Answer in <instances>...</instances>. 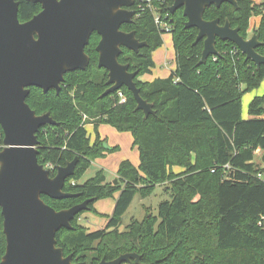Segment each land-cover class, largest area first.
<instances>
[{
  "label": "trees",
  "instance_id": "1",
  "mask_svg": "<svg viewBox=\"0 0 264 264\" xmlns=\"http://www.w3.org/2000/svg\"><path fill=\"white\" fill-rule=\"evenodd\" d=\"M16 1L21 23L41 11L39 4ZM134 1L133 22L121 30L134 31L147 45L138 53L123 49L118 61L138 72L134 82L154 114L144 118L136 111L125 87L119 90L125 103H119L118 91L100 97L109 86L107 71L97 67L95 33L85 47L90 59L85 70L66 73L58 92L31 87L25 100L36 115L48 113L55 122L36 133L37 161L50 177L57 167L78 157L74 174L63 187L76 196L55 200L42 195L44 203L61 211L92 199L87 211L95 213L98 199L118 193L104 229L91 232L80 225L79 218L87 211L81 212L71 221L72 229L56 233V247L64 257L71 255L72 263L98 264L135 253L142 264H264V168L255 162L259 150L264 164V94L251 100L247 119L241 109L242 96L264 80V65L256 69L233 43L218 39V55L198 65L203 41L194 44L197 30L186 29L182 9L170 14L172 2L164 0L160 12L170 20L175 69L167 78L140 82L138 78L154 65L152 52L162 45V34L143 0ZM261 10L262 3L240 0L237 9L227 3L211 6L203 18L218 19L220 25L229 21L245 38L250 18L260 16L255 33L262 45L256 52L264 55ZM90 120L95 131L98 125H109L132 137L139 164L135 167L128 160L119 164L117 176L123 187L108 185L101 171L79 183L93 160L115 149L105 148L98 137L90 144L85 129ZM2 139L0 128V150ZM166 183L170 200L159 204L158 217L147 213L121 231L122 217L134 197H147L154 186ZM2 224L0 211V260L6 247Z\"/></svg>",
  "mask_w": 264,
  "mask_h": 264
},
{
  "label": "water",
  "instance_id": "2",
  "mask_svg": "<svg viewBox=\"0 0 264 264\" xmlns=\"http://www.w3.org/2000/svg\"><path fill=\"white\" fill-rule=\"evenodd\" d=\"M240 0H171L170 14L182 9L185 28L197 30L194 44L203 41L198 65L210 56H217V39L233 43L256 69L264 65V55L256 52L262 44L259 34L245 39L239 28L229 21H206L204 12L211 6L227 3L235 9ZM39 4L41 11L30 20L18 19V2L0 0V211L3 217L5 253L0 264H87L72 263L56 247L55 235L60 229H72L76 215L87 211L86 200L71 208L56 211L42 200H65L76 195L63 191L65 181L74 174L78 157L64 167H57L54 177L38 164L39 141L36 133L45 125H54L48 113L36 115L25 102L31 87L43 92H58L64 75L85 70L90 59L85 47L93 33L99 36L95 47L97 67L107 71L106 85L100 97L125 87L132 93L135 110L144 118L154 114L152 104L143 100L134 82L138 72H130L128 64L118 57L123 49L134 53L146 46L135 32L121 27L133 22V0H27ZM107 148L106 143L104 144ZM98 264H142L135 253L122 254L112 261Z\"/></svg>",
  "mask_w": 264,
  "mask_h": 264
},
{
  "label": "rangeland",
  "instance_id": "3",
  "mask_svg": "<svg viewBox=\"0 0 264 264\" xmlns=\"http://www.w3.org/2000/svg\"><path fill=\"white\" fill-rule=\"evenodd\" d=\"M262 1L263 0H258ZM262 13H264V9L262 7L261 10ZM251 19V18H250ZM256 26L250 27V21H249V28L246 33L245 39H248L251 37L253 33H255ZM171 39L169 35L163 36V43L160 49L156 51V53L153 56V59L156 60V67L154 71L156 73L161 72L163 76L168 75L169 68L174 67V49L173 44L171 43ZM165 48H167L168 52L172 51L171 57H168V61L166 63V66L162 65L160 61H158V58L162 57L164 55ZM168 68V69H167ZM264 94V80L260 83L259 87L254 89L251 92L245 93L241 98V109H242V116L247 114L248 112V105L251 102V100L254 97L262 96ZM87 119L86 116L83 117V120ZM89 125H92L95 128V122L92 120L89 121L88 124L85 125V127H89ZM109 126V125H108ZM92 127V128H93ZM101 128L98 133V135L95 134L94 129L88 128V134H89V142L90 144H93V142L96 140V137L99 138L100 141H104L107 145L108 149H112L114 146H118V148L115 147L114 151L106 153L103 157L97 158L91 162L90 167L86 170L84 175L79 180V183H84L90 178H93L97 172L101 171L106 179V183L110 186H116L120 185L123 187V184L119 183L118 176H117V170L120 162L124 160H128L130 163H134L137 165V158L138 153L137 149L132 144V139L129 135V133H120L116 129L111 128V126L107 127L104 125ZM97 131V132H98ZM95 136V138H94ZM100 136L103 138L101 139ZM94 138V140H93ZM255 162L261 167L264 168V164L260 160V156L256 153L255 155ZM263 166V167H262ZM169 185L166 184H159L154 186L152 191L147 197H141L140 195H136L131 202L130 206L124 213L120 225V230H125L127 227L133 222V221H142L145 217V215L148 213L150 215H153L154 217H158V206L160 203L169 201L170 195H169ZM118 196V193H115L113 197L106 198V199H98L94 203L95 213L94 212H85L83 213L79 218V224L88 229L89 231L93 232L96 230L104 229L107 225L108 217L111 216L115 201Z\"/></svg>",
  "mask_w": 264,
  "mask_h": 264
},
{
  "label": "crops",
  "instance_id": "4",
  "mask_svg": "<svg viewBox=\"0 0 264 264\" xmlns=\"http://www.w3.org/2000/svg\"><path fill=\"white\" fill-rule=\"evenodd\" d=\"M256 3H261L262 1H258V0H254ZM259 21H260V16H253V17H251V19H250V27H257V25L259 24ZM164 35H169L170 36V38H171V35L170 34H164ZM164 35H162L161 36V38H162V43H163V36ZM171 43H172V39H171ZM164 44V43H163ZM162 46V45H161ZM160 46V47H161ZM160 47L159 48H157L155 51H153L152 52V61H153V67L149 70V72L148 73H146V74H144V75H141L139 78H138V80L140 81V82H143V83H150V82H152V81H154L155 79H164V78H167L168 76H169V74H170V72L171 71H173L174 69H175V65H174V67L171 69V68H169V70H167L168 71V75H166V76H163L162 75V73L161 72H158V73H156V71H154V69H155V67H156V60L155 59H153V56H154V54L156 53V51L158 50V49H160ZM171 54H172V51L171 52H168V50H167V48H165V51H164V55L162 56V57H160V58H158V61H160L161 63H162V65H164V66H166V63H167V61H168V57H171ZM173 60H174V57H173ZM174 64H175V61H174ZM168 69V68H167ZM244 119H247L248 118V115L247 114H245V115H243L242 116ZM104 125H98L97 126V131L98 130H100L101 128H105V127H103ZM107 127H109L108 125H106ZM93 126L92 125H89V127H85V129H86V131H87V129L88 128H90L91 130L92 129H94V127L92 128ZM111 128H113V127H111ZM115 130V129H114ZM98 133H99V131L97 132V135H98ZM87 134H88V131H87ZM96 134V133H95ZM99 135H100V133H99ZM130 135V134H129ZM88 136H89V134H88ZM131 137V136H130ZM94 138H95V136H94ZM94 138H93V140H94ZM100 138L101 139H103L101 136H100ZM131 139H132V137H131ZM133 143V142H132ZM118 148L119 150H120V148L118 147V146H114V147H112V148ZM136 148V147H135ZM137 149V148H136ZM137 153H138V151H137ZM259 156H260V154H261V152L258 150L257 152H256ZM106 156V155H105ZM121 163V162H120ZM133 166H135V167H137L138 166V164H139V158H137V165L136 164H134V163H131ZM263 167V166H262ZM179 170H181V169H178V168H175L174 169V171H179ZM105 176V175H104ZM106 178V177H105ZM107 179V178H106Z\"/></svg>",
  "mask_w": 264,
  "mask_h": 264
},
{
  "label": "built area",
  "instance_id": "5",
  "mask_svg": "<svg viewBox=\"0 0 264 264\" xmlns=\"http://www.w3.org/2000/svg\"><path fill=\"white\" fill-rule=\"evenodd\" d=\"M145 7L152 13L156 26L158 27L160 33L170 34V20H168V15H164L160 12L161 6L164 4V0H143ZM264 9V1L262 3ZM177 83V80L174 81ZM119 103H125L126 97L121 91H118ZM2 148V145H1Z\"/></svg>",
  "mask_w": 264,
  "mask_h": 264
},
{
  "label": "flooded vegetation",
  "instance_id": "6",
  "mask_svg": "<svg viewBox=\"0 0 264 264\" xmlns=\"http://www.w3.org/2000/svg\"><path fill=\"white\" fill-rule=\"evenodd\" d=\"M16 1V0H15ZM27 1V0H26ZM134 1V0H133ZM17 2V1H16ZM134 5H135V1H134ZM18 6H19V2H18ZM41 7V6H40ZM132 9H134V6L132 7ZM135 10V9H134Z\"/></svg>",
  "mask_w": 264,
  "mask_h": 264
}]
</instances>
